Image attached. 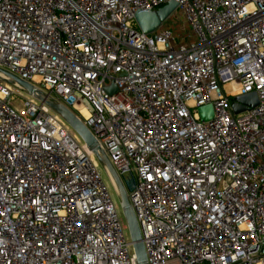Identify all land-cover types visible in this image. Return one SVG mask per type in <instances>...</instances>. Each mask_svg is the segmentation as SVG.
I'll use <instances>...</instances> for the list:
<instances>
[{
  "label": "built area",
  "instance_id": "1",
  "mask_svg": "<svg viewBox=\"0 0 264 264\" xmlns=\"http://www.w3.org/2000/svg\"><path fill=\"white\" fill-rule=\"evenodd\" d=\"M171 2L191 38L144 34ZM38 93L96 140L146 264H264V0H0V264H139L114 177Z\"/></svg>",
  "mask_w": 264,
  "mask_h": 264
},
{
  "label": "water",
  "instance_id": "2",
  "mask_svg": "<svg viewBox=\"0 0 264 264\" xmlns=\"http://www.w3.org/2000/svg\"><path fill=\"white\" fill-rule=\"evenodd\" d=\"M178 5L175 2H171L168 5L158 9L157 11H149V12H138L135 15L136 23L139 29L144 34H152L159 30L177 11ZM14 81H16L19 85H21L26 91L30 94H36L35 88L19 79L12 77ZM109 94H112L113 89H109L107 91ZM38 99L42 102H45L52 110H54L57 114H59L65 122L80 136V138L85 142L89 149L93 150L96 155H98V150L96 148V140L89 132V130L84 126V124L67 108L60 104H56L54 102L45 101L41 96V93H38ZM258 105V100L254 94L235 98L233 103V110L236 115L245 112L250 108H254ZM207 111L211 112V108H205L201 112L204 114ZM210 116V115H209ZM209 116L207 118H209ZM205 120H207L206 117ZM99 160L102 165H105L117 184L119 193H120V205L123 211L124 217L127 221L129 232L131 235L132 242L134 243V249L137 256V260L139 264H146V254L143 244L141 243V235L139 232L138 224L134 213L129 205L127 192L120 180V178L116 175L111 165L109 164L106 158H101L99 155Z\"/></svg>",
  "mask_w": 264,
  "mask_h": 264
},
{
  "label": "rangeland",
  "instance_id": "3",
  "mask_svg": "<svg viewBox=\"0 0 264 264\" xmlns=\"http://www.w3.org/2000/svg\"><path fill=\"white\" fill-rule=\"evenodd\" d=\"M162 27L171 29L174 35L181 40H185V39L187 40L188 38H191V32L189 26L185 21L184 15L180 11H176L173 14V16ZM12 105L17 111H21L23 109V102L21 99H17L13 101ZM101 175L103 182L108 187L109 193L113 201L117 206H119L120 199L117 197L110 182V179L103 167H101Z\"/></svg>",
  "mask_w": 264,
  "mask_h": 264
},
{
  "label": "bare ground",
  "instance_id": "4",
  "mask_svg": "<svg viewBox=\"0 0 264 264\" xmlns=\"http://www.w3.org/2000/svg\"><path fill=\"white\" fill-rule=\"evenodd\" d=\"M86 114V113H85Z\"/></svg>",
  "mask_w": 264,
  "mask_h": 264
}]
</instances>
